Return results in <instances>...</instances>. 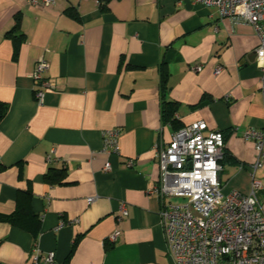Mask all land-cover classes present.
I'll use <instances>...</instances> for the list:
<instances>
[{
    "label": "crops",
    "instance_id": "obj_1",
    "mask_svg": "<svg viewBox=\"0 0 264 264\" xmlns=\"http://www.w3.org/2000/svg\"><path fill=\"white\" fill-rule=\"evenodd\" d=\"M258 43L250 23L189 0H0V102L8 106L0 214L25 205L35 217L24 223H39L34 237L0 221V264H32L49 251L56 264H177L166 251L162 201L149 192L158 179L153 146L204 121L205 133L224 136L222 191L249 193L256 148L244 133L264 129ZM40 57L48 61L42 103L31 79ZM163 78L174 124L161 118ZM111 129L116 153L103 148ZM50 169L65 170L62 183L46 177ZM253 177L264 211V166Z\"/></svg>",
    "mask_w": 264,
    "mask_h": 264
},
{
    "label": "built area",
    "instance_id": "obj_2",
    "mask_svg": "<svg viewBox=\"0 0 264 264\" xmlns=\"http://www.w3.org/2000/svg\"><path fill=\"white\" fill-rule=\"evenodd\" d=\"M54 1L29 0V3L49 6ZM189 1L214 7L221 17L229 16L253 26L259 37L254 52L259 90L264 96V0ZM47 70L48 61L38 58L31 73L32 92L38 103L43 102L48 85ZM206 127L204 121H195L174 131L168 142L156 141L153 146L158 179L149 192L162 201L160 218L166 251L177 264H264V211L256 196L260 182L253 177L254 170L264 166V129L244 133L256 148L250 192L224 193L218 179L224 136L217 130L205 133ZM118 133V129L105 132L106 151H118ZM109 169L107 162L104 170ZM170 198L185 201L172 202ZM92 200L87 198L88 202ZM121 211L126 214L124 204ZM117 236L115 230L108 240L113 242ZM32 264H56L54 252L34 255Z\"/></svg>",
    "mask_w": 264,
    "mask_h": 264
},
{
    "label": "trees",
    "instance_id": "obj_3",
    "mask_svg": "<svg viewBox=\"0 0 264 264\" xmlns=\"http://www.w3.org/2000/svg\"><path fill=\"white\" fill-rule=\"evenodd\" d=\"M104 1H106V0H104ZM167 90L168 89L166 86V81H165V78H163L162 84H161V99H162L161 107H160L161 118H162L163 123L174 124L175 123L174 114L176 111V105L177 104L173 100L167 99V97H166ZM7 107L8 106L6 103L0 102V121L6 115ZM176 130H178V129H176ZM3 167L4 166L0 163V169H2ZM50 170H52L53 173L52 174L46 173V177L49 180H52V181H55L58 183H62L63 178L65 176V174H64L65 170H63V169H58V170L50 169ZM27 194L28 193H26L25 196H27ZM26 217L27 218L35 217V215L29 209L28 206L17 205L16 209L11 214H0V221H7V222H10L11 224L18 225L22 228H25V229L29 230L32 233V235L35 237L37 235L38 230H39V223L37 221L32 222L30 220H28L29 224L24 223ZM72 248H73V245L71 247V250H72Z\"/></svg>",
    "mask_w": 264,
    "mask_h": 264
},
{
    "label": "rangeland",
    "instance_id": "obj_4",
    "mask_svg": "<svg viewBox=\"0 0 264 264\" xmlns=\"http://www.w3.org/2000/svg\"><path fill=\"white\" fill-rule=\"evenodd\" d=\"M172 202H184L185 200L182 198H170Z\"/></svg>",
    "mask_w": 264,
    "mask_h": 264
}]
</instances>
